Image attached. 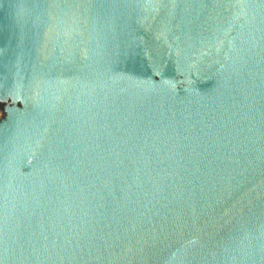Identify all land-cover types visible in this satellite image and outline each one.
<instances>
[{
    "label": "water",
    "instance_id": "1",
    "mask_svg": "<svg viewBox=\"0 0 264 264\" xmlns=\"http://www.w3.org/2000/svg\"><path fill=\"white\" fill-rule=\"evenodd\" d=\"M0 264H264V0H0Z\"/></svg>",
    "mask_w": 264,
    "mask_h": 264
}]
</instances>
